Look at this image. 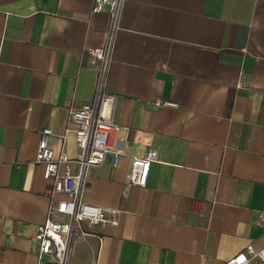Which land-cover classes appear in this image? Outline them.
I'll return each instance as SVG.
<instances>
[{
  "label": "crops",
  "instance_id": "0c3cea01",
  "mask_svg": "<svg viewBox=\"0 0 264 264\" xmlns=\"http://www.w3.org/2000/svg\"><path fill=\"white\" fill-rule=\"evenodd\" d=\"M93 2L0 0V264H38L36 226L65 196L51 199L37 154L44 128L55 156L79 152L70 108L93 97L89 49L109 24ZM119 24L108 89L122 153L89 167L83 195L118 220L84 223L69 264H224L264 246V0H125ZM149 147L146 185H128Z\"/></svg>",
  "mask_w": 264,
  "mask_h": 264
},
{
  "label": "built area",
  "instance_id": "2783aa9c",
  "mask_svg": "<svg viewBox=\"0 0 264 264\" xmlns=\"http://www.w3.org/2000/svg\"><path fill=\"white\" fill-rule=\"evenodd\" d=\"M125 0H94L92 11L107 10L109 24L104 43L92 47L89 53L96 68V83L90 101L70 108V119L76 124V142L79 152L70 157L66 152L55 156L49 145L52 128H44L40 134L37 161L45 167V177L53 181L50 188L51 199L56 193L65 196L51 203L49 215L36 226L35 238L39 242L38 264H69L74 234L86 222L117 223L118 210L99 206L84 200L88 169L101 164L106 156H114L117 165L122 150L118 147L125 128L117 124L111 116L114 96L108 89V72L112 61L113 42L120 26V16ZM157 104L176 105L170 100H157ZM158 150L149 147L142 155L131 156V166L127 174L128 185H146L152 162L157 160ZM74 165V169H73ZM57 212L63 219H54ZM46 257L45 260L43 258ZM259 260L264 262V246L248 243L243 249L224 260V264H249Z\"/></svg>",
  "mask_w": 264,
  "mask_h": 264
}]
</instances>
